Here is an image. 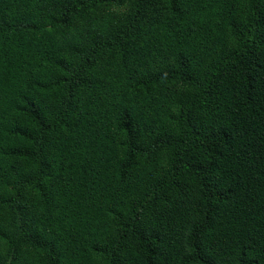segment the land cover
I'll list each match as a JSON object with an SVG mask.
<instances>
[{"label":"trees","instance_id":"trees-1","mask_svg":"<svg viewBox=\"0 0 264 264\" xmlns=\"http://www.w3.org/2000/svg\"><path fill=\"white\" fill-rule=\"evenodd\" d=\"M0 264H264V0H0Z\"/></svg>","mask_w":264,"mask_h":264}]
</instances>
